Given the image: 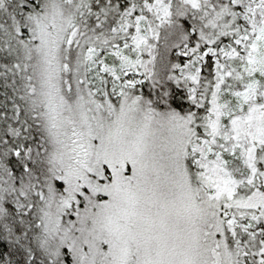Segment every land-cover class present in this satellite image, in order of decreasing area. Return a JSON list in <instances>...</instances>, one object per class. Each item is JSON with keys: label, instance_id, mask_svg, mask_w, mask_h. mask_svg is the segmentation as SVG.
Returning <instances> with one entry per match:
<instances>
[{"label": "snow or ice", "instance_id": "obj_1", "mask_svg": "<svg viewBox=\"0 0 264 264\" xmlns=\"http://www.w3.org/2000/svg\"><path fill=\"white\" fill-rule=\"evenodd\" d=\"M0 264H264V0H0Z\"/></svg>", "mask_w": 264, "mask_h": 264}]
</instances>
